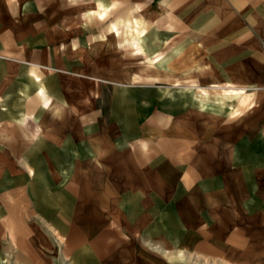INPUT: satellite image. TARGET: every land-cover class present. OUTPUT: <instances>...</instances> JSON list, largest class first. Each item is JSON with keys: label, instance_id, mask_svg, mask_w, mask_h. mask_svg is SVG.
<instances>
[{"label": "rangeland", "instance_id": "rangeland-1", "mask_svg": "<svg viewBox=\"0 0 264 264\" xmlns=\"http://www.w3.org/2000/svg\"><path fill=\"white\" fill-rule=\"evenodd\" d=\"M104 1L111 5L110 13L99 20L93 14L86 16L87 12H94V0H63L62 10L55 15L58 24L39 29L45 41L53 38L46 46L55 50L36 51L42 64L36 68L35 75L40 80L69 77L70 81L63 85L67 90L62 94L74 106L55 104L30 112L38 114L41 121L38 127L30 119V141L55 142L56 138L74 133L70 126L80 128L75 133L82 147H90L97 135L113 134L114 147L123 156H134L140 168L136 174H141L145 187L136 190L132 198L127 195L119 199L111 208L97 200L86 207L79 193H72V213L77 214L72 222L78 231L72 235V239L76 238L71 242L69 235L61 233L38 210L35 195L38 190L44 199L51 192L88 184L92 172L84 168L96 162V155L63 156L60 163H64L65 170H49L43 163L36 164L47 156L32 157L29 184L19 185L14 179L22 173L17 157L0 155V183L6 184V188H0V207L5 211L0 214V264H77L73 262L77 254L84 256L83 264H91L92 241H98L99 248L104 244L111 246L97 264H264V180L262 186L252 187L241 180L245 172L230 169L229 163L223 169V162H215L208 156L203 163L199 162V157L204 156L205 142L199 143L186 158L182 150L165 155L155 146L166 139L161 134L163 123L172 125L171 130L178 132L185 121L194 119L206 134V143L217 139L222 143L218 146L219 156H230L232 150L236 151L230 139L244 131L246 116H254L260 109L264 73L238 71L235 61L234 65L216 67L214 52L198 41L201 36L197 31L177 25L181 22L176 16L178 12L168 11L165 0ZM134 21L143 30L138 41L143 47L140 53L131 46L137 40ZM112 24L117 32L109 30ZM258 49L264 55V43ZM155 56H159L158 61H151ZM48 58L54 59L51 64L42 61ZM218 71L224 74L221 76ZM212 82L218 84L217 92L209 89ZM41 83L47 89L46 82ZM223 91L247 93L251 108L234 116L233 112L240 107L233 100L219 109L215 99ZM201 100L207 108H200ZM15 115L16 111L10 117ZM52 118L55 124H50ZM147 124L151 127L145 128ZM49 126L57 128H45ZM258 134L264 142V132ZM102 156L97 157L101 160ZM159 157L166 163L163 166L159 163L157 171L151 164L157 163ZM121 162L126 167L129 161L122 157ZM171 168L176 171L174 179L158 180L156 186L150 181L153 173L168 175L173 171ZM98 180L89 183L90 187ZM199 180L214 185L195 198L191 192L203 186ZM108 182L126 191L131 186L126 171L110 177ZM184 184L191 188L178 196L180 199L168 196L166 190L171 192ZM22 195L24 201L20 199ZM183 201L188 204L190 215L183 210ZM80 204L84 209L77 211ZM136 205L144 224L135 229L141 235L139 239H133L121 225ZM119 208L120 218H115ZM88 215L95 218L88 219ZM87 219L90 223L101 220L98 232L92 236L85 233Z\"/></svg>", "mask_w": 264, "mask_h": 264}, {"label": "crops", "instance_id": "crops-1", "mask_svg": "<svg viewBox=\"0 0 264 264\" xmlns=\"http://www.w3.org/2000/svg\"><path fill=\"white\" fill-rule=\"evenodd\" d=\"M114 2L116 1L114 0ZM164 2L165 8L168 11L178 12L176 16L181 22L177 23V25L197 31L198 35L201 36V39L198 41L203 42L209 51L214 52L216 67L227 64L234 65L235 61L236 68L237 70L239 69L238 71L247 73L250 70L249 72L253 75L264 73V55L258 49L259 44L264 43V0H165ZM62 3L63 0H0V155L8 154L17 157L18 169L22 170V173L16 175L14 178L16 185L24 182L29 184L28 172L31 169L30 160L32 157L38 156L39 159L42 156H47L36 162V164L41 165L43 163L49 170H65L64 163H60V158L63 156L68 158L72 154H80L81 156L93 154L96 157L103 155L102 158L100 157L101 160L95 157L96 162L93 164L88 163V166L84 168L92 172L91 180H88V184L84 183L79 188L73 185L63 190L51 192L44 199L38 190L35 195L36 199L34 202L38 210L46 215L51 224L59 229L61 233L69 235V240L73 242L76 237L72 239V235L78 231V227L72 222L73 217H77V214L72 213L73 199L70 197L72 193H79L84 199L83 203H85L86 207L91 206L90 204H95V200H97L106 207L111 208L115 202L127 195L132 198L136 190L145 187V184L141 181V174H136V171H140V168L137 167L138 164L135 163L134 156L130 154L123 156L122 152L114 147L113 142L115 137L113 134L102 133L97 135L92 139L90 147H82L79 145L78 137L75 133L76 129L80 128L77 126L72 128L70 126L69 130L72 129L74 133L68 137L56 138L55 142L41 139L33 143L30 141V119H33V122L36 125L38 124V127L41 126L38 114L31 115L30 112H39L41 108L45 109L55 104L58 107L74 106L62 94L64 90H67L64 89L63 85H65V82L70 81L69 77L62 76L59 78L58 76H52L49 79L43 78L40 80L39 75H35L36 68L39 64H42L39 56L35 55L36 51L55 50V47L46 46L53 38H47L46 42L43 36L39 34V29L58 24L55 15L57 11L62 10ZM94 3V12H87L86 16L90 17L93 14L99 20L104 19L110 13L111 5H108L104 0H94ZM133 24L137 40L131 42V46L134 47L136 53H140L143 47L139 45L138 41H141L143 30L142 28L138 29L139 23L137 21H134ZM109 30L116 31V25L112 24ZM42 46L45 49H42ZM31 52L35 53L31 56ZM158 59L159 56H155L150 60L157 62ZM53 60L52 58H48L42 61L46 64H51ZM31 66H33V69L30 68ZM218 74L222 76L224 72L218 71ZM41 82H46L47 89ZM209 89L217 92L219 86L215 82H212ZM218 94L215 100L219 102V109H224V105L228 102L237 101V105L240 108L233 112L232 115L234 116L241 115L246 108L249 109L252 106L249 99L250 95L247 93L223 91ZM207 106L203 100L200 101L201 109H205ZM15 111L16 117H10ZM69 114L67 118L70 119L73 112L71 111ZM259 120L262 121L259 122ZM55 121L53 118L49 120L50 124H55ZM171 126L164 123L161 125L163 127L161 134L166 136V139L155 144L161 153L166 155V153L172 154L177 150H182L183 157L186 158L198 148L199 143L203 144L205 142L202 150L204 156L199 157V162L203 163L206 160V156H208V158L210 157L215 162H223L225 166L223 169H226V165L229 163L230 169L237 172L240 170L245 172L243 176L241 174L242 181L249 183L252 187L262 186L261 181L264 180V142L259 140L258 131L264 132V99L261 100V106L256 115L246 116L244 131L238 132L236 137L230 139L231 146H235L236 150L235 152L232 150L230 156H219L218 146L222 143L217 139L206 143V134L203 133L198 120L191 119L185 121L180 126L181 130L178 132H173ZM150 127L148 124L145 125V128ZM45 128L55 130L57 127L49 126ZM234 142L235 144H233ZM122 157H125L129 161L126 167L122 165L124 164L121 162ZM210 159L207 163L211 161ZM156 161L157 163L151 164V167H155L156 169L159 163L161 166L166 163L162 157H159ZM255 165L257 168H255ZM202 168L201 170L204 169ZM207 169L208 171L210 170V168ZM75 170H77L76 167ZM169 170H173L172 174L168 171V175L165 173L158 176L156 173H153L154 176L149 175L151 176L149 177L151 178L150 181H153L155 185L158 183V180L174 179L176 171L173 168ZM24 171L27 173L25 174ZM122 171H126L129 178L131 186H129L128 191L117 189L108 182L110 177H116ZM132 171L135 173H131ZM154 171L156 170L154 169ZM97 178L99 179L98 182L94 186L92 184L91 188V184L89 183H92L93 180L97 181ZM209 182L208 180L201 181V185L203 184V186L206 185L208 187L200 186L199 190L193 189L191 195L199 198L200 192L209 191V188L214 185ZM5 186L6 184L0 183V188ZM29 186H27V190L30 189ZM188 188H191L190 185L184 184L183 187H179L174 191L172 189L171 192L170 190H166V192L169 197L172 196L173 198L174 195L176 199H180L178 196H182ZM11 189L9 188L8 190L10 191ZM10 197L13 198V196ZM20 197L22 201L25 200L24 195ZM182 205L183 210L188 212L186 214L190 215L188 204L183 201ZM22 208L24 207L22 206ZM82 208L83 205L80 204L76 210L82 211ZM119 209L116 210L115 218H120L121 209ZM138 212L139 209L136 205L132 211L126 214L125 220L121 222L123 228L131 233L133 239L141 237L140 233L135 230L138 228L137 226L140 227L143 224L142 217ZM0 214H5V211L1 207ZM87 217L88 219L95 218L94 215H88ZM117 220L120 222L119 219H116V222ZM88 222L89 225H86V222L84 223L88 228V231L85 230V233L92 236L96 234L95 231L101 225V220L97 221V223H90V220ZM185 237L187 238L189 235H185ZM182 238L185 240L184 236ZM97 243L98 241H92V253H90L89 258L91 264H97L102 255L111 249V246L108 244H104L99 248ZM123 256L125 257L126 255L123 253ZM120 259L123 261L124 258L121 257ZM83 260L84 256L80 254H77L73 258V262L77 264H83Z\"/></svg>", "mask_w": 264, "mask_h": 264}]
</instances>
